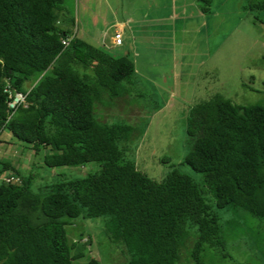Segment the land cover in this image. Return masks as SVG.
I'll return each instance as SVG.
<instances>
[{
  "label": "trees",
  "instance_id": "1",
  "mask_svg": "<svg viewBox=\"0 0 264 264\" xmlns=\"http://www.w3.org/2000/svg\"><path fill=\"white\" fill-rule=\"evenodd\" d=\"M66 1L0 0V135L7 130L44 148L48 168H102L34 192L32 177L4 164L0 175L10 173L0 176V264H83L76 261L88 244L69 240L68 226L96 218L127 255L120 264H181L186 249L194 264H209L208 251H226L228 243L222 211L264 223V103L240 105L216 94L196 104L182 164L202 181L178 169L156 181L128 156L135 123H115V114L107 120L99 111L127 95L134 61L82 38L65 46L75 26ZM200 1L210 12L213 0ZM249 7L264 12V0ZM6 81L28 95L14 113ZM253 234L250 245L258 248L261 231Z\"/></svg>",
  "mask_w": 264,
  "mask_h": 264
},
{
  "label": "rangeland",
  "instance_id": "2",
  "mask_svg": "<svg viewBox=\"0 0 264 264\" xmlns=\"http://www.w3.org/2000/svg\"><path fill=\"white\" fill-rule=\"evenodd\" d=\"M128 1L132 3V0ZM118 2L119 0H67L65 7L75 20L72 31L84 29L92 37L105 35L106 44H110L114 28L109 27V22L114 20L112 15L115 12L119 15L116 9ZM251 2L252 0H213L212 14L203 21L192 19L187 21L188 24L185 20L171 23L174 27L177 26V33L173 30L172 34L181 39L184 37L187 42L183 41L186 46L181 47L188 56L196 55L186 60L177 56L167 66L158 65L156 70L155 57L152 55V67L144 66V70L148 68L149 71H155L143 76L155 79L156 71L165 69L168 72L166 79L163 74H159L161 82L157 81V77L154 81L158 84L142 80L143 85L134 82L127 86L128 94L133 100L132 104L124 105V111L137 108L142 114L134 116V120L131 118L132 114H124L129 115L127 118L121 115L122 112L119 114L114 111L111 121L117 123L128 120L129 123H135L136 132L128 144V156L134 159L142 172L156 181H161L175 169L193 176L198 182L202 181L199 173L182 164L189 150L186 133L188 116L190 109L196 104L209 101L216 94L240 105L264 103V12L251 10ZM125 4L129 9L130 5ZM201 5L205 3L201 2ZM108 6L111 7L110 11ZM193 11L190 9L188 12L191 14ZM94 19L97 22H93ZM89 41L92 42L90 37ZM165 60L159 58L160 62ZM173 76H179L176 79V89L161 90V83L169 81ZM26 85L29 87L32 83L28 82ZM118 108L121 107L116 105L113 109ZM46 154L44 148L36 150L33 145L20 141L7 130L0 135V170L4 164L14 165L25 177L33 178L31 187L34 192H39L43 186L60 179L84 177L102 168L96 162L79 167L48 168L44 163ZM9 173L6 170L1 175L6 177ZM222 213L224 221H228L224 223L228 231L226 251L210 249L207 262L264 264V223L244 212ZM259 230L263 244L253 248L248 238ZM68 232L69 240H81L88 244L89 253L86 252L85 257L76 261L78 263L87 264L91 258L99 259L101 264L127 261V255L122 249L107 240L100 218L71 222ZM191 240L194 242L193 238ZM192 243L187 242V248ZM221 252L229 257L223 258ZM188 254L189 250L183 251L181 264H194Z\"/></svg>",
  "mask_w": 264,
  "mask_h": 264
},
{
  "label": "crops",
  "instance_id": "3",
  "mask_svg": "<svg viewBox=\"0 0 264 264\" xmlns=\"http://www.w3.org/2000/svg\"><path fill=\"white\" fill-rule=\"evenodd\" d=\"M97 1V0H96ZM188 2H184V0H132V3L128 0H119L117 6V12L119 15H114V20H110V28L113 29V35L110 38V44H106V40H104V36H94L87 31L81 30L76 32L77 38H82L93 42L92 45L106 48L109 52L114 55L116 58L130 56L135 64L136 74L133 78L132 82H137V85L142 83V80H146V82L151 84H158L154 82L155 80L160 81L158 77L159 74H163V76L168 75L165 69L156 71L155 79H149L143 74L151 75L157 69L158 65L167 66V63L173 62L174 58L179 56L180 58L186 60L187 58L193 57L194 55L188 56L187 52L181 47L186 46L184 43H187L184 37L178 38L177 35L172 34L173 30L177 33V26L174 27L173 23L176 20H185L186 24L188 20L194 19H203L208 18L207 16H211L213 11V5L211 7L210 12H204L203 6L201 5L200 0H192ZM130 5L129 9L126 7V4ZM141 6L143 8L141 9ZM111 7L108 6V10L110 11ZM193 9V13L189 14L188 11ZM97 22L94 19L93 22ZM168 23V25L166 24ZM168 26V27H167ZM167 28V30L165 29ZM114 33H121L123 36L122 44L117 45L115 43ZM184 41V43H183ZM90 42V43H92ZM95 43V44H94ZM197 53V52H196ZM152 55L155 57V70L149 71L144 70V66L151 68L153 61L151 59ZM160 59H166L164 62H160ZM154 65V64H153ZM170 76V75H169ZM144 77V78H143ZM157 77V79H156ZM179 76H173L172 79L166 82H162L160 88L163 91H170L176 89V79ZM143 78V79H140ZM163 79V80H165ZM145 82V81H144ZM160 84V83H159ZM31 86V85H30ZM29 86V87H30ZM129 86V85H128ZM129 88V87H128ZM121 99L122 102L120 101ZM132 100L127 93L126 96L119 98L116 101H107L106 103H110V105L120 106L114 110L110 106H99V111L101 117H106L107 120L110 119V116H113L114 111L118 112L122 116L129 118V115L132 114L131 118L136 119L134 116H141V112L139 109H131L128 111L124 107V105L132 104ZM136 104V103H135ZM136 106H139L136 104ZM116 107V106H115ZM129 113V115H124ZM105 120V119H104Z\"/></svg>",
  "mask_w": 264,
  "mask_h": 264
},
{
  "label": "built area",
  "instance_id": "4",
  "mask_svg": "<svg viewBox=\"0 0 264 264\" xmlns=\"http://www.w3.org/2000/svg\"><path fill=\"white\" fill-rule=\"evenodd\" d=\"M114 38H115V43L117 45L122 44L123 36L121 33H115ZM63 44L65 46L69 45L70 39L69 38L63 39ZM5 92L8 94V107L13 113L17 110L19 106L21 107L25 105L26 97H28V95L22 93L21 91L15 90V88L8 82L5 86Z\"/></svg>",
  "mask_w": 264,
  "mask_h": 264
},
{
  "label": "clouds",
  "instance_id": "5",
  "mask_svg": "<svg viewBox=\"0 0 264 264\" xmlns=\"http://www.w3.org/2000/svg\"><path fill=\"white\" fill-rule=\"evenodd\" d=\"M114 35H115V33H114ZM74 37H76V31H75V32L72 31V32L70 33V35H69L67 38H69V39H70V42H71V40H72ZM64 39H66V38H64ZM67 46H68V45H67ZM7 82L10 83V81H6V84H7ZM10 84H11V83H10Z\"/></svg>",
  "mask_w": 264,
  "mask_h": 264
}]
</instances>
